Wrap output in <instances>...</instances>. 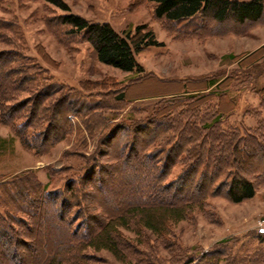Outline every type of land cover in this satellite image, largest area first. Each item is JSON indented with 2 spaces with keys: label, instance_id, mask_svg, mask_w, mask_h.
Listing matches in <instances>:
<instances>
[{
  "label": "rangeland",
  "instance_id": "rangeland-1",
  "mask_svg": "<svg viewBox=\"0 0 264 264\" xmlns=\"http://www.w3.org/2000/svg\"><path fill=\"white\" fill-rule=\"evenodd\" d=\"M62 1L71 13L90 22L108 23L120 35H133L136 27L145 25L164 46L138 55L142 73H125L99 63L80 36L66 34L67 28L55 18L65 12L43 0H0V20L6 27L0 31V51H15L28 57L30 64L43 71L39 79H49L40 87L53 83L61 88L59 96L88 97V103L100 102L92 118L68 115L69 134L40 154L25 149L19 138L10 141L13 133L0 125V183L16 180L17 187H29L37 181L48 185L49 190L63 188L66 181H77L95 159H100L101 149L108 151L99 145L101 132L120 124L149 126L162 121L169 125L170 140L176 122L198 128L212 123V127L197 131L199 139L210 130L227 138L249 135L250 139L255 138L254 144L260 142L264 148V13L259 20L242 24L232 20L219 23L200 15L193 20L172 22L156 18L155 5L145 0ZM145 79L186 83L188 89L194 90L133 102L116 100L123 88ZM212 80L220 87L216 88V84L198 90ZM171 87L177 89L142 85L128 96L153 95L173 90ZM208 94L209 99L197 100ZM225 98L234 100L236 107L232 111L228 109L234 105L225 103ZM54 101L45 104L47 118L52 114ZM218 102L222 114L214 122ZM46 125L43 121L38 127L44 129ZM179 171L181 166L177 164L168 179ZM242 173L256 185L253 198L234 204L224 195L210 197L201 209L195 207L186 219L170 225L163 237L144 229L138 234L120 229L121 240L130 246L125 252L131 254L118 258L104 250H86L84 254L94 258L89 264H264V174ZM9 205L0 201V212L13 211L11 219L16 221L10 219L7 225L13 232L23 233V223L29 217ZM17 219L23 222L19 224ZM20 237L18 250L22 252V243L29 240ZM217 252L220 259L211 261L209 256Z\"/></svg>",
  "mask_w": 264,
  "mask_h": 264
},
{
  "label": "trees",
  "instance_id": "trees-1",
  "mask_svg": "<svg viewBox=\"0 0 264 264\" xmlns=\"http://www.w3.org/2000/svg\"><path fill=\"white\" fill-rule=\"evenodd\" d=\"M43 1L65 12L55 18L60 26L67 28L66 34L80 36L99 63L119 71L142 73L138 55L143 50L164 46L145 25L136 27L133 35H120L108 23L90 22L71 13L62 0ZM145 1L155 5L156 18L172 22L193 20L200 15L219 23L232 20L242 24L259 20L264 13L263 0ZM4 25L0 20V31L6 29ZM29 60L15 51H0V125L13 133L10 141L19 138L25 149L40 154L69 134V116L92 118L100 102L88 103L85 101L88 97L59 96L61 88L53 83L40 87L49 79H39L43 71ZM216 82H204L205 86L198 90H206ZM150 84L177 89L171 87L173 90L135 98L128 96L135 87ZM188 87L186 83L145 79L123 88L116 100L133 102L191 93L194 89ZM210 97L208 94L197 100ZM225 99V103L234 105L228 109L232 111L236 107L234 100ZM53 100V111L47 118L45 104ZM220 103L216 106L214 122L222 114ZM20 118L23 121L15 125ZM43 121L47 125L40 129L38 125ZM174 126L175 139L170 140L169 125L162 121L149 126L120 124L111 131L103 130L98 142L108 151L101 149L100 159H95L77 181H66L63 188L49 190L48 185L37 181L29 187H17L16 180L0 183V201L8 205L11 202L12 210L29 217L23 223V233L13 232L11 225H7L13 211L0 212V264H89L94 258L84 254L86 250H104L114 257L126 258L131 253L125 249L130 246L121 240L120 229L136 234L144 229L163 237L170 225L186 219L195 207L201 209L210 197L224 195L238 204L255 196V183L242 172L264 174V148L260 142L254 144L255 138L250 139L249 135L227 138L212 130L199 139L197 131L212 127V123L203 124L200 129L188 123L176 122ZM177 164L181 171L168 179ZM21 222L17 219V223ZM21 235L29 242L24 241V249L19 252ZM219 255L217 252L209 257L218 261Z\"/></svg>",
  "mask_w": 264,
  "mask_h": 264
}]
</instances>
